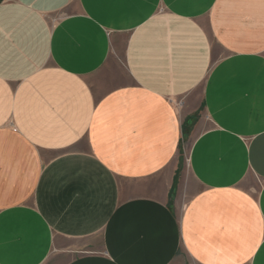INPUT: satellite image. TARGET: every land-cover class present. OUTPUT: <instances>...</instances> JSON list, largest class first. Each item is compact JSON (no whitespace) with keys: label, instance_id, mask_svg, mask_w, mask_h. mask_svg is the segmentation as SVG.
<instances>
[{"label":"crops","instance_id":"crops-1","mask_svg":"<svg viewBox=\"0 0 264 264\" xmlns=\"http://www.w3.org/2000/svg\"><path fill=\"white\" fill-rule=\"evenodd\" d=\"M57 261L264 264V0H0V264Z\"/></svg>","mask_w":264,"mask_h":264},{"label":"rangeland","instance_id":"rangeland-1","mask_svg":"<svg viewBox=\"0 0 264 264\" xmlns=\"http://www.w3.org/2000/svg\"><path fill=\"white\" fill-rule=\"evenodd\" d=\"M188 192H190V191H188ZM187 202H188V197H187V191H186V193L184 192L182 195V203H183L182 205L184 206ZM63 261H57V264H62Z\"/></svg>","mask_w":264,"mask_h":264}]
</instances>
